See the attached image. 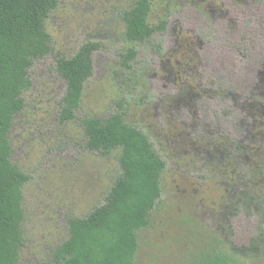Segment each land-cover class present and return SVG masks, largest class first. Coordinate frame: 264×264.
I'll list each match as a JSON object with an SVG mask.
<instances>
[{
  "label": "rangeland",
  "instance_id": "374dc122",
  "mask_svg": "<svg viewBox=\"0 0 264 264\" xmlns=\"http://www.w3.org/2000/svg\"><path fill=\"white\" fill-rule=\"evenodd\" d=\"M135 1L59 0L50 15L53 52L35 60L26 109L10 133L12 161L31 177L19 264H53L69 237L68 219L105 201L122 173L119 151L87 150L81 120L108 117L120 101L126 121L166 161L161 202L139 232L136 264H200L214 249L233 264H264V0H153L150 20L168 17V30L138 43L120 86L114 71L132 46L123 14ZM87 41L102 44L95 74L78 120L61 125L67 86L57 59Z\"/></svg>",
  "mask_w": 264,
  "mask_h": 264
},
{
  "label": "trees",
  "instance_id": "16d2710c",
  "mask_svg": "<svg viewBox=\"0 0 264 264\" xmlns=\"http://www.w3.org/2000/svg\"><path fill=\"white\" fill-rule=\"evenodd\" d=\"M59 4L0 0V264H19L25 246L23 190L31 177L12 161L10 133L26 109L24 95L33 87L30 70L35 60L53 52L47 22ZM152 13L153 0H136L123 14L125 37L132 46L114 71L120 86L129 81L138 43H151L168 30V17L153 24ZM101 49L100 42L87 41L73 56L57 59V72L67 86L58 112L61 125L78 120L87 84L95 74L94 55ZM117 105L118 112L104 118L88 116L81 123L85 148L106 157L119 151L122 173L102 204L86 217L68 219L69 237L53 251V264H136L139 232L150 226L161 202L166 161L149 136L126 121L125 102ZM200 264L233 263L229 255L214 249Z\"/></svg>",
  "mask_w": 264,
  "mask_h": 264
}]
</instances>
